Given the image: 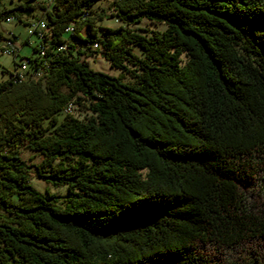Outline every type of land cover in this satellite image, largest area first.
Returning <instances> with one entry per match:
<instances>
[{
	"label": "trees",
	"instance_id": "obj_1",
	"mask_svg": "<svg viewBox=\"0 0 264 264\" xmlns=\"http://www.w3.org/2000/svg\"><path fill=\"white\" fill-rule=\"evenodd\" d=\"M28 1L56 66L0 83V264H264V0Z\"/></svg>",
	"mask_w": 264,
	"mask_h": 264
},
{
	"label": "built area",
	"instance_id": "obj_2",
	"mask_svg": "<svg viewBox=\"0 0 264 264\" xmlns=\"http://www.w3.org/2000/svg\"><path fill=\"white\" fill-rule=\"evenodd\" d=\"M88 13L84 11L81 18L87 17ZM116 22V20H114ZM5 23L19 22L16 16L10 15L3 21ZM27 25V36H34L36 42L26 39L23 44L32 47L31 55L20 56L16 61L15 59L19 56V44L17 43V38L15 34L11 31H1L0 39V52L7 56H12L14 58V68L11 73H9V81L12 84H20L25 81H35L42 78L47 71L53 69L56 64L49 61L46 57L48 41L52 38V32L49 25L42 18H32L25 21ZM73 30L72 23L65 29V32H71ZM88 33V31H86ZM84 41H71L69 43H63L57 47L58 52L72 51V53L92 54L96 56H101V44L96 38H89L86 35L83 37ZM73 101L66 104L64 112L70 114L73 112Z\"/></svg>",
	"mask_w": 264,
	"mask_h": 264
},
{
	"label": "rangeland",
	"instance_id": "obj_3",
	"mask_svg": "<svg viewBox=\"0 0 264 264\" xmlns=\"http://www.w3.org/2000/svg\"><path fill=\"white\" fill-rule=\"evenodd\" d=\"M26 0H0V7L5 8H12L16 5H18L21 2H24ZM50 0H34V1H28L29 3H44L49 2ZM107 0H101L95 2L92 6V10H97L99 12L101 9L107 10L108 6ZM32 18H40V11L35 10L33 12V15L31 16H23L21 19V22H11V23H0V31L4 33L5 31H11L15 34L17 38V43L19 44V56L15 59L16 61L19 59L20 56H29L32 52V47L28 46L26 44H23V42L28 38L32 42H36V38L34 36H27V25L25 24V21L30 20ZM99 25L103 27H109L114 28L118 26V23L114 21V18H106L103 19L101 22L98 23ZM132 29H163V26L160 24H151L147 21H142L140 24H136L134 26H131ZM142 33V32H139ZM81 59H84L86 61V64L90 69L93 71H99L102 73H105L110 76H117L119 74V71L115 68H111V66L102 58V56H96L92 54H86L81 56ZM14 68V58L12 56L4 55L0 52V83L6 81L9 78V73L13 71ZM73 112L69 115H73L74 117L80 118L83 115V108H81L78 104L73 102ZM23 158L25 160H28L29 157L32 155L28 152L23 151L22 154ZM38 159L35 158L33 162L31 163H37ZM30 183L33 187L40 191H44V189L49 190L52 193L55 194H64L66 192L65 186H59L54 188L53 186L45 184L42 180L37 179L34 175L30 177ZM13 202H18L16 197L12 198Z\"/></svg>",
	"mask_w": 264,
	"mask_h": 264
},
{
	"label": "snow or ice",
	"instance_id": "obj_4",
	"mask_svg": "<svg viewBox=\"0 0 264 264\" xmlns=\"http://www.w3.org/2000/svg\"><path fill=\"white\" fill-rule=\"evenodd\" d=\"M122 212L124 211V210H121Z\"/></svg>",
	"mask_w": 264,
	"mask_h": 264
}]
</instances>
